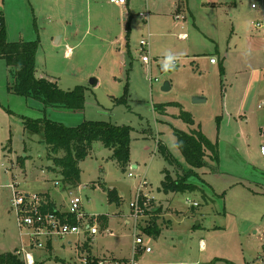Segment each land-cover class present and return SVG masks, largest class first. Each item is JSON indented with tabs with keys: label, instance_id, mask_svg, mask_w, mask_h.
Returning a JSON list of instances; mask_svg holds the SVG:
<instances>
[{
	"label": "rangeland",
	"instance_id": "rangeland-1",
	"mask_svg": "<svg viewBox=\"0 0 264 264\" xmlns=\"http://www.w3.org/2000/svg\"><path fill=\"white\" fill-rule=\"evenodd\" d=\"M175 1L132 0L127 37V18L110 0H0L10 42L40 41L41 28L53 22L67 30L79 29L77 41L83 39V44L75 48L72 58H65L64 42L55 45L49 38L39 48L37 68L64 90L77 85L86 87L84 109L46 107L41 100L14 91L15 75L0 56V185L14 179L23 191L48 189L66 208L73 191L82 197L84 212L109 216L108 227L104 229L99 223V233L92 239L71 236L80 242L69 245L57 240L52 252L34 251V264H84L85 260L111 256L131 258L134 219L130 203L135 201L144 179L147 185L143 192L155 198L138 219L137 233L152 248L150 253L137 254L140 264H227L220 259L207 263V256L199 249L201 238L208 242L210 251L216 249L234 257L237 264H261L254 259L261 254L264 235V107H258L264 93L261 97L256 94L260 89L264 91V31L256 29L254 22L264 17V1L259 0L260 6L254 10L252 0H213L219 4L188 0L200 30L213 40L194 26L190 12L186 20L175 19L179 14L175 13ZM57 4L59 16L47 18L48 10ZM158 7L164 14L160 18L150 14L147 21L141 15L147 10L157 12ZM148 31L152 33L149 65L143 62L144 52L140 50V41ZM198 32L203 42L196 49L201 50L199 55H184L175 71L162 72L164 54L184 53L187 44L199 39ZM181 33H187L189 39L180 40ZM112 40H116L115 44ZM212 57L218 61L216 65L211 63ZM92 78L99 83L91 84ZM166 81L171 84L169 91L162 90ZM126 86V103H117ZM195 96L206 99L194 102ZM182 110L192 115L194 126L180 117ZM42 118L69 127L85 120L132 126L129 167L123 170L113 158V150L96 141L79 164L80 189L56 185L60 175L47 171L54 165L47 155L48 146L41 142L40 134L25 125L26 120ZM161 119L167 122L163 125ZM159 123L164 140L159 139ZM191 126L209 139L220 141V158L208 160L206 174L193 169L188 181L199 189L178 192L173 205L178 209L173 211L177 216L171 215L173 227H163L158 237L149 236L143 229L151 221L150 212L161 205L168 206L166 202L162 204L167 195L158 189L165 177L163 171L168 169L177 179L190 169L176 145V131L193 129ZM158 140L164 141L179 162L165 159L158 150ZM64 154L60 151L57 155ZM21 157L24 164L18 161ZM135 164L138 168H133ZM111 186L122 197L120 205L110 201ZM1 193L0 254L14 252L23 259V253L18 252L28 240L20 235L9 189L3 187ZM187 195L199 205L191 207L186 203ZM168 211H161L162 225L169 224L165 216ZM127 219L131 223H126ZM226 245H230L229 251Z\"/></svg>",
	"mask_w": 264,
	"mask_h": 264
},
{
	"label": "trees",
	"instance_id": "trees-1",
	"mask_svg": "<svg viewBox=\"0 0 264 264\" xmlns=\"http://www.w3.org/2000/svg\"><path fill=\"white\" fill-rule=\"evenodd\" d=\"M185 1L181 0V2ZM129 34L130 25L128 21L127 37ZM39 45V39L22 42L8 41L5 18L0 11V56L15 75L14 91L24 97L37 98L46 107L84 109L85 86L77 85L73 89L64 90L53 81L36 77V54ZM221 73H224L223 67ZM127 95L128 86H126L124 95L116 99L117 103H126ZM180 117L187 123H194L192 115L187 111L182 110ZM25 125L34 134L41 135V142L48 146V158L54 163L53 167H49V169L60 175L59 181L66 188H78L80 186L81 169L79 164L90 154L92 145L96 141H101L106 147L113 150V158L123 170H126L130 165L131 132L133 131L130 125H115L103 120H86L77 126L69 127L47 118L26 120ZM176 136V144L190 169L177 179H174L171 173L166 170L165 177L161 182V190L165 193L195 192L199 187L194 182L188 181L192 176L193 169L206 167L209 159L219 160L218 142L211 141L200 130L191 133L180 130L176 131ZM158 150L169 162H179L170 153L164 141H158ZM60 151H64L65 154L63 156L57 155ZM18 161L24 164L22 157ZM109 198L110 201L119 203L120 199L116 190L110 191ZM48 207L52 210L55 205L50 203ZM150 213L151 221L143 230L149 236L158 237L161 229L157 220L161 208L158 207ZM99 216L101 226L106 227L108 215ZM70 221L71 223L76 222L74 216L71 217ZM0 264L26 263L16 253L7 252L0 254Z\"/></svg>",
	"mask_w": 264,
	"mask_h": 264
},
{
	"label": "built area",
	"instance_id": "built-area-1",
	"mask_svg": "<svg viewBox=\"0 0 264 264\" xmlns=\"http://www.w3.org/2000/svg\"><path fill=\"white\" fill-rule=\"evenodd\" d=\"M259 0H252V8L256 9L260 6ZM264 1V0H260ZM111 3L116 5H123L127 3V0H110ZM141 15L147 21H149V11L142 12ZM185 19L184 15L177 14L176 20ZM256 29L264 31V17L254 22ZM151 37L152 33L147 32V36L140 41V50L144 52L142 54V60L145 64L149 65L151 62ZM212 63L217 62L215 58L210 59ZM158 79H156L157 81ZM259 108L264 107V100L258 105ZM264 132V128L262 129ZM261 153L264 155V145L261 146ZM6 171L8 169L6 168ZM56 185H61L59 180H55ZM147 183L145 179L138 187L135 201L130 203L132 209V217L134 219V240H133V256L128 259H97L93 258L84 264H140L136 258L139 252H152V248L145 243V239L137 233L139 227L138 219L143 217L145 210L149 206V201L152 197L149 194L143 192L144 186ZM5 187L10 192L11 208L14 210L18 226L20 229V235L27 238V246L22 247L23 259L26 264H34L33 252L39 249H46L49 245L55 241H68L71 236L79 237L85 235L86 237H94L99 233V215H90L83 210L82 197L73 194V191L69 194L68 207L62 210L58 207L49 209L50 201L44 194L37 192H26L20 189L19 184L14 181L5 186L0 185V198L1 189ZM80 189V188H78ZM186 203L191 207H197L199 203L194 201L190 196L186 197ZM74 216L76 222L71 223V217ZM261 254H259L258 260L261 264H264V235L260 241Z\"/></svg>",
	"mask_w": 264,
	"mask_h": 264
},
{
	"label": "crops",
	"instance_id": "crops-1",
	"mask_svg": "<svg viewBox=\"0 0 264 264\" xmlns=\"http://www.w3.org/2000/svg\"><path fill=\"white\" fill-rule=\"evenodd\" d=\"M68 2H70V3H74L75 2V0H68ZM190 2V1H189ZM188 0H186L185 2H181V0H176L175 1V3H174V5H175V13L177 14V13H181V14H184L185 15V19L184 20H186L187 19V14L189 13L193 18H194V26L195 27H197V29L199 30V32L201 31L200 30V25H199V22H198V20L196 19V17L195 16H193V14H192V12L190 11V9H189V5H188ZM208 4H219L220 2H216V1H213V0H207L206 1ZM114 5H116V4H114ZM116 6H118L119 8H120V10H121V15H125L126 16V18H127V21H126V29H127V22L129 21V25H131V14H132V11H131V7H132V0H127V3L126 4H123V5H116ZM251 6H252V4H251ZM254 9V8H253ZM157 12H152V11H149V13L152 15V17H162V15H164V14H161L162 13V10H160V8L158 7L157 8ZM254 10H257V8L256 9H254ZM59 13H60V9H58V4L55 6V8H51V9H49L48 10V14L46 15L47 16V18H49V19H51L53 16H55V15H58L59 16ZM63 12H61V14H62ZM140 13V12H139ZM174 13V14H175ZM4 15V14H3ZM150 16V15H149ZM4 18H5V22H6V28H7V34L9 33V26H8V20H7V18L5 17V15H4ZM159 24H162L163 26L166 24L165 23V21H159ZM176 24V23H175ZM177 25V24H176ZM96 26H99L100 27V25H96ZM42 29V31H41V34H42V36H41V42H40V45H39V48H40V46L42 47V44H43V40H45L46 42L49 40V38H51V42H54L55 41V45H60L62 42H64L65 44V50H64V53H65V57H66V53H69V55H68V58H72L73 57V53H74V51H75V48H77L78 46H80L81 44H83V39H81L80 41H77V38H78V35H79V29L78 28H74V29H66V27L65 26H62V25H58V24H56L55 22H53V23H50V24H48V25H44L43 26V28H41ZM197 33V34H199V36H200V33ZM202 33H203V35L205 36V37H207V38H209V39H211V40H213L211 37H209L207 34H205L203 31H201ZM126 33H127V31H126ZM121 35H123V32H121ZM127 36V35H126ZM161 36H163V35H161ZM37 39H39V38H37ZM179 39L180 40H182V41H185V40H187V39H189V36L187 35V33H181V35L179 36ZM23 41H25V40H23ZM27 41H32V40H27ZM15 42H17V41H15ZM19 42V41H18ZM20 42H22V41H20ZM112 42L115 44V42H116V40H112ZM74 43V44H73ZM201 43H203L202 42V35L199 37V39L197 40V41H191L190 43H189V45L187 44L186 45V50H185V56L187 55V56H190V55H192V56H196V55H199V53L201 52V50H196V49H198V46H200V44ZM39 48H38V51H37V54H36V77L37 78H45V79H47V77L45 76V74H44V72H38V68H37V65H38V55H39ZM200 51V52H199ZM226 56H227V58L229 57V54L228 53H226ZM4 60V59H3ZM5 61V60H4ZM6 63V62H5ZM212 63V62H211ZM218 63V61L217 62H215V63H212L213 65H216ZM179 64V63H178ZM7 65V64H6ZM199 65V64H198ZM8 66V65H7ZM179 66V65H178ZM9 67V66H8ZM10 69V68H9ZM259 69V68H258ZM224 70H225V67H224ZM256 69H254L253 71H255ZM47 80H49V79H47ZM51 81V80H50ZM97 83H99V80H97ZM76 87V86H75ZM68 90V89H67ZM261 91H258L257 92V94L256 95H259L260 97H261V94L262 93H264V91H262V89H260ZM198 95H200V94H198ZM201 95H203V94H201ZM204 96V95H203ZM206 99V98H205ZM261 99H263V98H261ZM260 99V100H261ZM263 101V100H262ZM202 102H204V101H202ZM260 103V102H259ZM259 103H258V105H259ZM56 109H62V108H56ZM194 120V119H193ZM86 121V120H85ZM103 121H105V120H103ZM161 122H163V125L167 122L165 119L164 120H160ZM159 120H158V122H160ZM191 125H195V120H194V123L193 124H191ZM159 134H160V137H159V139L161 138L162 140H164L163 139V137H161V136H163L162 134L164 133L163 131H162V127L160 126V123H159ZM193 126H191V127H193ZM182 131H185V132H188V133H191V132H193V131H199V129L198 128H194L193 127V129H189V130H182ZM211 140V139H210ZM159 141V140H158ZM211 141H213V140H211ZM176 142H177V139H176ZM213 142H218V145H219V158H220V141L219 140H216V141H213ZM177 145V144H176ZM168 148V147H167ZM209 160H211V159H209ZM133 168H138V165L137 164H135V165H133ZM168 171V172H170L168 169H165L163 172H164V176H165V171ZM201 170V172L203 173V174H206L207 172L205 171V170H208L207 169V167H204V168H201L200 169ZM47 171L48 172H50V173H55L56 174V172H54V171H51L50 169H47ZM172 175V174H171ZM173 177V176H172ZM58 178L56 177V179L55 180H57ZM174 179H176V178H174ZM163 180V179H162ZM63 187V186H62ZM111 188H112V190H116L115 189V187H113V186H111ZM161 192H162V190H161V187L160 188H158ZM26 192H28V191H26ZM116 192H117V194H118V197H119V203H118V205H120L121 204V200H122V197L119 195V192L116 190ZM37 193H41V194H44L45 195V197L52 203V204H54L55 205V207H58V208H60V209H62V210H65L66 209V206L63 204V203H60V204H58L57 203V201L55 200V198L52 196V194H51V192L48 190V189H46V190H42V191H39V192H37ZM185 193H187V192H185ZM178 193H172V192H170V193H165V195H167V197L164 199V201L162 202V204H165V202L168 204V206H166V205H164V207H162V205L161 206H159V208H161V211H162V209L163 210H166L167 208L169 209V211H168V213L167 214H165V216H168L167 217V220L169 221V224H167V225H162V223H161V220H160V216H162V214L160 213L159 214V218H158V220H157V224L159 225V227H160V229L162 230V228L163 227H166V228H171V227H173V220H172V217H171V215H176L177 216V213H175V212H173V211H178V209H176V208H174V200H175V197H176V195H177ZM187 196H189V195H187ZM186 196V197H187ZM151 197H153V198H155L154 196H151ZM1 198H2V193H1ZM162 200V199H161ZM194 200V199H193ZM156 208H158V207H156ZM155 208V209H156ZM164 216V215H163ZM160 221V222H159ZM126 223H131V220L130 219H127L126 220ZM108 225H109V216H108V224H107V226L106 227H104V229L105 228H107L108 227ZM200 225V224H199ZM89 237V236H88ZM87 237V239H89ZM95 237V236H94ZM93 237V238H94ZM91 239H92V237H90ZM80 242V240L78 239V240H74V239H70V240H68L67 242H66V244H69V245H72V244H74V242ZM62 243H64L65 244V242H62ZM208 242H206V240H204L203 238H201L200 239V246H199V249H200V252H202V253H204V256L206 255L207 256V260H206V262L207 263H213V261L214 260H216V259H220V260H223V261H225V262H227V264H237L238 263V261H236L237 259L236 258H234V257H231V256H228V255H226V254H224V253H221V252H218L216 249H214V250H212V251H210V249H209V245L207 244ZM87 244V243H86ZM148 245V244H147ZM202 245H203V247H202ZM227 247H230V245H226V250L228 249ZM231 250H235V249H232V247L230 248ZM45 250H47L48 252H52V250H54V243L53 244H51V245H49L48 246V248H46ZM227 251H229V250H227ZM36 252V251H35ZM35 252L33 253L34 255H35ZM141 253H143V252H141ZM222 254L224 255V256H222ZM258 257H259V255H258ZM258 257H254L253 259L254 260H256L257 259V261H259L258 260ZM97 259H100V258H97ZM108 259H117V260H123V259H120V258H117L116 256H111L110 258H108ZM124 259H128V258H124Z\"/></svg>",
	"mask_w": 264,
	"mask_h": 264
},
{
	"label": "clouds",
	"instance_id": "clouds-1",
	"mask_svg": "<svg viewBox=\"0 0 264 264\" xmlns=\"http://www.w3.org/2000/svg\"><path fill=\"white\" fill-rule=\"evenodd\" d=\"M69 53H66V57L68 58ZM184 56V53H174V52H166L164 54V58L161 61V70L163 72H172L175 71L177 66H178V62L180 61V59ZM203 247V245H202Z\"/></svg>",
	"mask_w": 264,
	"mask_h": 264
},
{
	"label": "water",
	"instance_id": "water-1",
	"mask_svg": "<svg viewBox=\"0 0 264 264\" xmlns=\"http://www.w3.org/2000/svg\"><path fill=\"white\" fill-rule=\"evenodd\" d=\"M162 71V70H161ZM163 72V71H162ZM91 84H95L97 83V79L96 78H92L90 81ZM171 89V84L169 81L164 82L163 86H162V90L163 91H169ZM194 102H201V101H205V98L201 97V96H195L193 98Z\"/></svg>",
	"mask_w": 264,
	"mask_h": 264
}]
</instances>
